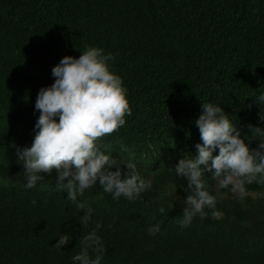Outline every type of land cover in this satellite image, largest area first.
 Segmentation results:
<instances>
[{
    "label": "trees",
    "instance_id": "16d2710c",
    "mask_svg": "<svg viewBox=\"0 0 264 264\" xmlns=\"http://www.w3.org/2000/svg\"><path fill=\"white\" fill-rule=\"evenodd\" d=\"M89 46L116 57L111 69L127 89L132 115L102 140L151 179L135 202L113 200L97 185L77 196V208L57 190L55 173L24 188L17 148L35 138L38 93L54 83L62 58ZM260 94L264 0H0V264H72L80 238L98 223L102 264H264V186L248 185L239 200L208 179L223 217L186 228L183 208L164 203L169 188L187 196L188 181L170 168L198 154L202 103L221 105L251 135L249 125L264 127ZM156 224L161 232L149 235ZM69 230L72 242L55 249Z\"/></svg>",
    "mask_w": 264,
    "mask_h": 264
},
{
    "label": "clouds",
    "instance_id": "9594fccd",
    "mask_svg": "<svg viewBox=\"0 0 264 264\" xmlns=\"http://www.w3.org/2000/svg\"><path fill=\"white\" fill-rule=\"evenodd\" d=\"M115 60L111 52L89 46L79 58L66 56L53 67L54 83L41 88L35 103L40 115L33 143L31 147L17 148L26 190L35 189L45 176L55 173L57 190L66 191L67 199L75 207L83 208L77 196L97 185L113 200L123 197L130 202L151 189V179L141 175L135 164L114 158L111 146L102 140L124 127L125 117L132 115L124 82L111 69ZM258 99L264 103V94ZM201 107L195 121L203 141L196 145L198 154L186 155L170 168L176 177L188 181L184 189L187 196L182 199V228L189 227L196 218L222 219L208 179L239 200L249 195L248 185L264 186V127L249 125L251 135L243 134L221 105L208 102ZM260 121L264 123V112ZM257 141L258 146L252 147ZM121 151H127L123 144ZM31 203L35 206L37 201L33 199ZM159 211L164 214L166 209L160 207ZM90 216L89 209L83 218L85 223ZM101 227L96 224L80 238V250L71 257L72 264H102L106 248L98 235ZM160 232L159 224L148 227L149 235ZM71 242L69 230L60 235L54 248L61 251L62 246Z\"/></svg>",
    "mask_w": 264,
    "mask_h": 264
},
{
    "label": "rangeland",
    "instance_id": "374dc122",
    "mask_svg": "<svg viewBox=\"0 0 264 264\" xmlns=\"http://www.w3.org/2000/svg\"><path fill=\"white\" fill-rule=\"evenodd\" d=\"M218 190H220V189L218 188ZM167 194H168V199L164 202L165 204H167L173 208H183L182 199H186V197L181 192L169 188L167 190ZM232 196L234 198H237L233 194H232ZM253 197L257 198L258 196L253 195Z\"/></svg>",
    "mask_w": 264,
    "mask_h": 264
}]
</instances>
